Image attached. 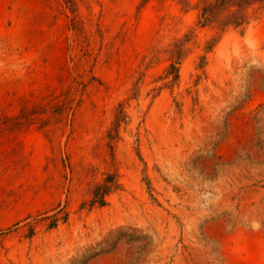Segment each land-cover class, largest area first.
I'll use <instances>...</instances> for the list:
<instances>
[{
	"label": "rangeland",
	"instance_id": "1",
	"mask_svg": "<svg viewBox=\"0 0 264 264\" xmlns=\"http://www.w3.org/2000/svg\"><path fill=\"white\" fill-rule=\"evenodd\" d=\"M201 3L0 0V264H264V8Z\"/></svg>",
	"mask_w": 264,
	"mask_h": 264
},
{
	"label": "trees",
	"instance_id": "2",
	"mask_svg": "<svg viewBox=\"0 0 264 264\" xmlns=\"http://www.w3.org/2000/svg\"><path fill=\"white\" fill-rule=\"evenodd\" d=\"M69 1L71 2V0ZM255 5L264 8V0H202L199 24L204 27L213 22H219L224 27H241L248 22L246 14L248 9ZM108 192L107 188L99 186L95 194L94 204L99 202L104 205V198Z\"/></svg>",
	"mask_w": 264,
	"mask_h": 264
},
{
	"label": "clouds",
	"instance_id": "3",
	"mask_svg": "<svg viewBox=\"0 0 264 264\" xmlns=\"http://www.w3.org/2000/svg\"><path fill=\"white\" fill-rule=\"evenodd\" d=\"M0 68H3V65L2 64H0Z\"/></svg>",
	"mask_w": 264,
	"mask_h": 264
}]
</instances>
